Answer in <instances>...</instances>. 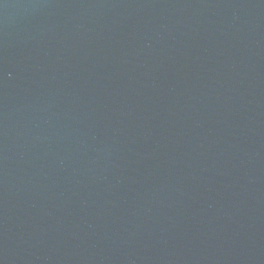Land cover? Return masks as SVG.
I'll list each match as a JSON object with an SVG mask.
<instances>
[{
  "label": "water",
  "instance_id": "95a60500",
  "mask_svg": "<svg viewBox=\"0 0 264 264\" xmlns=\"http://www.w3.org/2000/svg\"><path fill=\"white\" fill-rule=\"evenodd\" d=\"M0 264H264V0H0Z\"/></svg>",
  "mask_w": 264,
  "mask_h": 264
}]
</instances>
